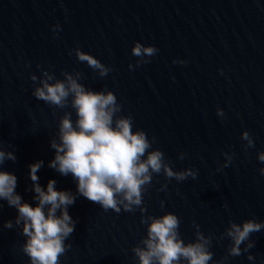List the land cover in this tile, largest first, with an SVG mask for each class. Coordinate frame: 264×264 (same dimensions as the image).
<instances>
[{"label":"water","instance_id":"95a60500","mask_svg":"<svg viewBox=\"0 0 264 264\" xmlns=\"http://www.w3.org/2000/svg\"><path fill=\"white\" fill-rule=\"evenodd\" d=\"M136 41L158 48L139 66L131 54ZM76 48L112 70L101 77L78 61ZM45 73L111 90L117 115H131L133 130L142 129L186 179L153 174L142 204L119 213L77 193L71 174L48 166L60 119L71 113L75 121L76 114L71 97L61 108L32 95ZM245 130L252 147L241 138ZM0 148L16 157L0 169L16 175L23 201L35 203L29 165L36 161H43L41 186L54 179L58 190L75 195L68 211L76 225L60 264H139L142 221L167 212L178 216L186 243L197 232L207 239L209 264H264V229L238 256L230 255L227 234L232 223L264 222V162L257 159L264 151V0H0ZM16 216L0 200V264H30Z\"/></svg>","mask_w":264,"mask_h":264},{"label":"clouds","instance_id":"9594fccd","mask_svg":"<svg viewBox=\"0 0 264 264\" xmlns=\"http://www.w3.org/2000/svg\"><path fill=\"white\" fill-rule=\"evenodd\" d=\"M59 27L54 26V34ZM74 51L78 61L98 70L101 77L112 70L92 54L80 48ZM157 52L155 45H145L140 41L134 42L131 48V54L139 58L137 66L149 62ZM128 67L132 69L133 65L129 64ZM45 77L32 95L61 108L71 97V106L76 114L75 121L71 113H66L60 119L58 142L51 141L55 155L48 166L61 175L71 174L76 183V192L81 196L99 204L105 211L112 209L119 213L121 206L125 211H131L134 206L142 204V194L153 174L163 170L168 178L174 177L177 181L186 179L185 172H174L164 162V153L152 148V141L142 129L133 130L131 115H117L121 112V105L111 90L86 88L68 73L64 74V79L54 80L47 73ZM32 79L36 80V77L32 76ZM217 113L223 115V109L217 108ZM241 138L250 147L254 146L247 130L241 133ZM15 158L13 152L0 148V163ZM257 159L264 162V151L258 153ZM42 165L43 161L29 165V177L35 193L34 204L23 201L15 190L16 175L3 169H0V200L17 210L16 224H23L22 233L26 237L22 249L30 264H60L59 257L70 247L65 241L76 225V220L68 211L76 197L70 190H58L54 179H49L46 187L41 186L37 173ZM259 172L264 176V168H260ZM142 222H147L144 247L134 249L139 264H209L212 261L209 242L201 233H196L195 241L186 243L183 240L176 214L167 212L159 217H148L147 221ZM4 227L11 229L12 221H5ZM261 229H264V222L251 219L242 224L232 223L227 233L233 242L230 255H240V246L245 242L248 243L244 250L251 249L254 243L250 235ZM248 258L253 259L252 256Z\"/></svg>","mask_w":264,"mask_h":264}]
</instances>
